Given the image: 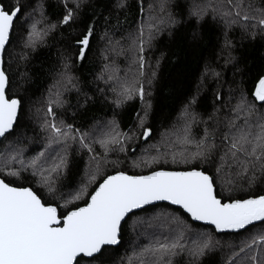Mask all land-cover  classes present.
<instances>
[{
  "label": "snow or ice",
  "instance_id": "obj_1",
  "mask_svg": "<svg viewBox=\"0 0 264 264\" xmlns=\"http://www.w3.org/2000/svg\"><path fill=\"white\" fill-rule=\"evenodd\" d=\"M50 7L57 9L54 21ZM144 13L143 0H57L55 5L0 0V264H182L178 257H187L186 264H264V194L235 195L258 185L264 191V64L246 73V80H233L228 100L219 106L221 73L206 66L197 93L209 79L216 80V90L212 112L199 121L202 136L192 134L198 100L193 96L181 129L161 133L166 150L152 145L156 155L132 162L134 168L149 167L161 159L167 164L170 157L185 169L138 175L106 171L123 163L114 154H126L134 139L153 134L146 121L163 53L154 62L146 54L158 36L190 26L196 40L198 28L211 20L221 26L225 63H232L234 40H259L264 46V0H157ZM130 15L132 23L124 29L121 17L128 23ZM54 33L61 44L56 65L47 69L51 84L34 101L28 87L31 56L48 46ZM97 40L104 42V64L89 95L80 87L87 81L72 69L87 66ZM120 56L127 60L123 75L116 63ZM71 91L78 99L69 106ZM134 99L143 113L136 114L139 135L122 131L115 118V109ZM104 102L112 105L113 118L91 119L94 106ZM225 107L228 111L221 113ZM37 136L43 147L26 159L27 144ZM76 156L84 163L82 175ZM156 202L178 206L192 221L232 235L217 238L175 215H141ZM150 228L167 235L149 233ZM138 232L149 243L137 250L133 241L132 251L120 255V247L129 243L125 237Z\"/></svg>",
  "mask_w": 264,
  "mask_h": 264
},
{
  "label": "trees",
  "instance_id": "obj_2",
  "mask_svg": "<svg viewBox=\"0 0 264 264\" xmlns=\"http://www.w3.org/2000/svg\"><path fill=\"white\" fill-rule=\"evenodd\" d=\"M57 0H49V3L55 5ZM145 16L148 12V5L151 4V0H143ZM57 9L50 7L48 15L54 21L56 19ZM136 21H139V15H136ZM121 22L124 29H128L132 23V17L130 15L129 22L124 23L123 17ZM198 38L192 39L191 27L181 26L173 30V35L169 36L167 31L161 33L154 41V47L147 53L150 59L154 62L157 58H160V66L158 68V75L154 81L152 87V95L149 97L152 103V109L146 121V126H150L153 129V134L144 140L142 137L134 139L127 145V153H116L112 156L113 159H120L123 163L118 169L108 168L106 171L108 174H112L116 170L126 171L128 174H148L152 170L163 168L165 170H183L187 166L185 165H173L171 163H159L151 167H145V169H136L132 166L134 160L141 158V150L143 147L160 141L161 133L172 130V126L175 121L178 120L181 112L188 104L193 96H198L197 104L193 105L192 111L207 120L208 114L212 112V105L214 102L213 91L216 90V80L209 79L206 81L204 87L197 93L198 85L200 84L201 74L204 72L205 67L209 66L216 69L221 73V84L223 85L218 90L220 92V100H216L215 103L219 106L228 100V85L233 81L246 80V73L253 70H258L262 64H264V46H262L259 40L255 42L234 40L233 43L236 47L232 51V56L235 57L234 62L225 63L227 53L222 50L223 47V35L221 32V26L209 20L198 28ZM18 35V34H17ZM121 33H117L116 39H119ZM55 39L49 37V43L46 47L39 48L31 56V72L33 80L28 87H30V95L34 101H40L41 98L46 95V90L51 84V76L48 75L47 69L52 68L57 63V52L60 48V37L57 34H53ZM104 42L97 40L93 46L92 54L88 60V64L85 68L81 69L77 64L73 67L72 71L77 76H80L81 80L87 81V84L82 83L80 85L82 91H87L89 95L95 93L96 85L93 84L94 75L99 73L103 67L104 60L101 55L100 49L103 48ZM15 53L20 51V42L17 39L14 45ZM12 51V49H10ZM121 60H116L118 66L124 65L123 57ZM239 69L238 71L236 69ZM100 87H105L102 82H96ZM98 96L99 94L96 93ZM82 99V97H79ZM66 99L70 102L69 106L75 105L78 99L77 93L71 91L66 93ZM235 99L232 100L234 104ZM226 108V107H225ZM223 108L221 113L226 112ZM113 107L110 103L104 102L98 103L94 106L93 110L89 113L91 119L99 118L112 119ZM137 112L141 115V104L139 99H134L128 102L121 109H115V118L120 122V128L122 131L128 132L134 130L137 135L142 129L136 128ZM26 119V123L29 124V129L34 127L31 121ZM195 127V131L198 136L203 134V127ZM29 134L32 135L31 131ZM43 147L42 141L39 137L27 144L25 152V158L35 155ZM76 168L79 169L80 174L83 173L84 163L80 156H76ZM170 160V159H169ZM76 169L74 168V171ZM25 186H28L25 182ZM74 187V185H73ZM93 188L95 185L92 186ZM261 186H257L250 193L237 192V197L243 196L247 198L249 194H264V191L260 190ZM91 190V189H90ZM219 190V186H218ZM159 208H168L174 211H178L180 215L189 222L195 228L212 231L213 235L217 238H224L232 235L231 233H217L213 227L204 226L194 223L190 217H188L182 210L172 207L167 204H160L148 207V212H142L141 215L147 216L152 211ZM133 234L129 233L125 239L129 243L124 244L119 249V254L124 255L127 250L130 253V242H133ZM216 258L219 259V253H216ZM182 264H186V257H178Z\"/></svg>",
  "mask_w": 264,
  "mask_h": 264
},
{
  "label": "rangeland",
  "instance_id": "obj_3",
  "mask_svg": "<svg viewBox=\"0 0 264 264\" xmlns=\"http://www.w3.org/2000/svg\"><path fill=\"white\" fill-rule=\"evenodd\" d=\"M156 3H157V0H151V4H156ZM146 16H147V14H146ZM122 57H123V60H124V65L123 66H119L120 69H121V75H123V72H124V70L127 67V60L125 59L124 56H122ZM117 59H119V61H120L121 60V57H117L116 60ZM225 109H226V112H227L228 111L227 107ZM201 119L206 120L205 118H203L201 116H197V123L192 126V134L197 139H199L202 135L201 136H198V133L194 129H195V127L198 128V127H203L204 126L203 123H199V121ZM183 121H184V116H183V111H182L181 114H180V116H179V118H178V120L175 121V123L173 124V126H172L171 129L172 130L173 129H176L177 131H179L181 129V127H182ZM209 124L211 125V121H209ZM173 139H175V137H173ZM152 145H159L161 151L166 150L165 145L164 144H160V141H158L156 143H152V144H149V145L143 147L142 150H141V158H149L150 159L151 156L156 155L155 149L153 147H151ZM178 147H179V145H177V148ZM145 149H147V151H145ZM169 159H170V157H169ZM160 163H164L163 162V159H161ZM169 163H171L170 160H169ZM169 163H167V164H169ZM154 165H156V164H152L151 166H154ZM177 165H180V164H177ZM151 166H149V167H151ZM136 169H145V167H140V168H136ZM157 214H170V215L179 216L181 219L185 220L192 228L197 229L198 231H201V232L207 231V230H204V229H199V228L193 227L191 225V221L189 222L188 220L184 219L182 217V215H180V213L178 211H174V210H171V209H168V208H159V209H157L155 211H152L147 216H154V215H157ZM160 222L161 221H153L154 224H159ZM139 231L142 232L143 229H140ZM147 231L149 233H155L157 235H160L161 232H163V230L160 229V228H150V229H147ZM163 234L164 235H167L166 232H163ZM133 236H134L133 237V241L137 245V250H138V246L145 245V244H148L149 243V239L150 238L147 237V236H145V235L139 234V232L137 234H133ZM131 243H132V241L130 242V248L132 250ZM186 259H188V258L186 257Z\"/></svg>",
  "mask_w": 264,
  "mask_h": 264
},
{
  "label": "water",
  "instance_id": "obj_4",
  "mask_svg": "<svg viewBox=\"0 0 264 264\" xmlns=\"http://www.w3.org/2000/svg\"><path fill=\"white\" fill-rule=\"evenodd\" d=\"M160 204H167V205H170V206H172V207H175V208H178V209H180L178 206H175V205H171V204H169L168 202H156V205H160ZM148 207H150V206H147V208ZM180 210H182V209H180ZM183 211V210H182ZM186 214V213H185ZM187 215V214H186ZM191 219V218H190ZM194 223H197V224H201V225H204V226H209V227H213L214 228V226H211V225H208V224H205V223H203V222H197V221H193Z\"/></svg>",
  "mask_w": 264,
  "mask_h": 264
}]
</instances>
